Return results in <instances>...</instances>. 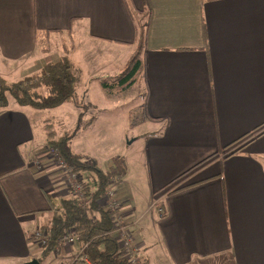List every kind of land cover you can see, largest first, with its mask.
I'll return each mask as SVG.
<instances>
[{
    "label": "crops",
    "instance_id": "crops-1",
    "mask_svg": "<svg viewBox=\"0 0 264 264\" xmlns=\"http://www.w3.org/2000/svg\"><path fill=\"white\" fill-rule=\"evenodd\" d=\"M130 2L138 12L128 0H0V74L40 73L70 48L84 84L99 83L148 18L145 100L129 124L144 128L129 154L139 177L126 179L125 157L115 185L134 239L148 264H264V0ZM13 100L0 111V264L39 260L33 232L70 194L41 113ZM60 248L40 264H87L78 243Z\"/></svg>",
    "mask_w": 264,
    "mask_h": 264
},
{
    "label": "trees",
    "instance_id": "trees-1",
    "mask_svg": "<svg viewBox=\"0 0 264 264\" xmlns=\"http://www.w3.org/2000/svg\"><path fill=\"white\" fill-rule=\"evenodd\" d=\"M128 4L131 10L130 0ZM134 11L138 12L131 10L133 13ZM148 20L144 17L135 20V47L122 70L113 77H103L100 80L103 95L108 100L114 102L128 98L138 91L140 81L145 79L144 50L148 36ZM63 49L64 54L57 60L48 61L40 73L14 81L7 80L0 74V111L8 106L10 98L19 105L39 110L55 108L64 102H75L77 83L82 72L71 59L70 48ZM81 105L78 103L79 107ZM83 113L80 111L78 114V130L91 124V121L83 126L80 124ZM134 124L133 120L131 126ZM76 129L72 132L64 131L57 137L52 132L46 133L53 158L56 161L62 160L80 176L81 189L78 193L69 189L70 194L62 197L58 205H50L52 216L41 226L48 232V238L42 246L39 260H44L48 254L61 247L65 236L71 231L76 236L74 242L81 247L79 258L87 264H135L126 256L120 240L113 234L115 211L103 203L105 194L114 183L113 179L118 181L126 175V159L124 156H114L107 167L101 168L94 156L79 154L70 145L72 138L78 134ZM214 155L216 153L205 160ZM197 165L199 166V163ZM146 261L147 257L143 255L138 263L148 264Z\"/></svg>",
    "mask_w": 264,
    "mask_h": 264
},
{
    "label": "rangeland",
    "instance_id": "rangeland-1",
    "mask_svg": "<svg viewBox=\"0 0 264 264\" xmlns=\"http://www.w3.org/2000/svg\"><path fill=\"white\" fill-rule=\"evenodd\" d=\"M52 51H55V52H53L50 55L51 60H57L60 57V55L56 53L55 49ZM79 69H81V67H79ZM24 74H27V73H24ZM24 74L20 76L18 74L12 75L11 79L9 78H6V79L10 81H14L13 79L19 80L18 78L25 76ZM31 75H34V74H31ZM141 84H142V81H140L138 85V91L136 93L129 96L127 99L126 98L123 99L120 102L121 106H119L118 104L116 105L118 107L115 108L114 107L115 104H113L112 101L108 100L105 97V95H103L104 93L100 87V81L98 83L92 79L89 81V83L87 82L86 84H84L83 77L81 75V79L77 83L75 102H64L55 108L46 109V110L35 109L31 106H28V107H30L29 110L32 111L33 113H35V111L38 113H41L36 116L32 114L35 120L34 122L39 123V121L45 120L44 121L46 123L44 125L45 132L46 131L52 132L56 137L60 136L64 131L72 132L76 128H77L76 130H78V127L80 125L77 123V121H75L74 123V120L78 118V114L80 113V111L84 112L82 116L83 118L81 119L82 126L85 125V122H90V121L92 122L93 120H96L95 124L91 128L89 127L87 129H80L81 128L80 127L77 132V133H80V135L72 138L70 145L75 151L79 152V154L81 150H84L82 152H86L85 154H90L91 156L93 154H96L95 156H97V159H98V162L101 168L107 167L109 165L111 158L114 156H124L128 158L129 165L127 166L128 174L126 176V179L131 180L132 178L139 177L138 176L139 171L136 170V167H134L133 161H135V159L133 157L131 158L129 154L134 153L133 155L140 156L141 147L144 144V142H141L140 138H138V140L137 139L133 140V138L138 136L139 133L144 132L143 130L144 128L140 126L139 129L138 128L132 129L129 126V124L134 119L140 116V112H141L140 109L142 110V107H143L141 105L142 103H144L143 101L145 100V94H144L145 91L141 92V87H139L141 86ZM92 100L93 101L95 100V103ZM13 101L17 103L15 100ZM80 102H82V105L77 108L78 103ZM83 104L87 106L84 107ZM104 105L106 106L112 105V109L107 111L104 114L99 115L100 111H102L100 107ZM132 106L134 107L141 106V107L139 108L135 107L134 112H133L132 110L129 109ZM106 118L109 119L108 121H110V123L106 121V124H103V122L105 123V120L103 119H106ZM126 119H127V123H126ZM122 140H125L127 142L125 144L121 143ZM132 140H133V143L132 144L129 143V141H132ZM47 147H48V155L52 156L51 158L54 159L53 162L55 161L59 164V161L58 160L56 161V159L53 158V155H52L53 153H52L51 148L49 146ZM98 154H100V156ZM36 162L39 163L38 161ZM113 180H114L113 185L117 192V187H115V185H117L119 181H117V179H113ZM116 196L118 199L119 198L118 194ZM140 198L136 200V203L138 202L140 204L142 203L140 201ZM53 200L54 202H56L57 205L60 202V198L58 197H54ZM122 206H123V203H122ZM121 211H122V215H124L125 213L123 212V210ZM131 226H130V229L134 237V231ZM134 241L136 245L140 246L136 242L135 239ZM142 250L143 248L141 247V250H140L141 258L143 256Z\"/></svg>",
    "mask_w": 264,
    "mask_h": 264
},
{
    "label": "built area",
    "instance_id": "built-area-1",
    "mask_svg": "<svg viewBox=\"0 0 264 264\" xmlns=\"http://www.w3.org/2000/svg\"><path fill=\"white\" fill-rule=\"evenodd\" d=\"M59 165H61L62 170H64L68 187L69 189H73L77 193L81 189L80 176L72 171L71 167L66 166L62 160H59ZM116 189L112 186L105 194L103 198V203L107 206V208L115 211L114 215V225H113V234L116 236L117 240H120L122 247L124 248V252L126 256L132 261V263L140 264L141 259V247L135 244L134 237L132 231L130 229V223L125 219V216L122 215V201L116 196ZM33 236L36 239V243L40 246H43L45 242H47L48 232L46 229L42 227H38L34 230ZM76 240V236L73 232L69 231L65 236L62 244H71ZM60 247L57 248L59 251ZM56 250V252H57Z\"/></svg>",
    "mask_w": 264,
    "mask_h": 264
},
{
    "label": "water",
    "instance_id": "water-1",
    "mask_svg": "<svg viewBox=\"0 0 264 264\" xmlns=\"http://www.w3.org/2000/svg\"><path fill=\"white\" fill-rule=\"evenodd\" d=\"M24 264H40V261L38 259H33V260L28 261V262H26Z\"/></svg>",
    "mask_w": 264,
    "mask_h": 264
}]
</instances>
